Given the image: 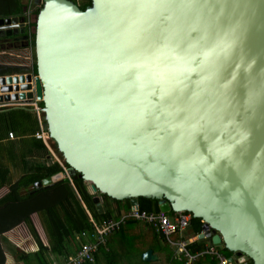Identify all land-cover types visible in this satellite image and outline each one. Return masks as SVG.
Instances as JSON below:
<instances>
[{
  "label": "water",
  "instance_id": "water-1",
  "mask_svg": "<svg viewBox=\"0 0 264 264\" xmlns=\"http://www.w3.org/2000/svg\"><path fill=\"white\" fill-rule=\"evenodd\" d=\"M40 1L36 73L0 76L62 158L37 187L81 178L99 215L103 196L155 199L201 220L193 241L264 264V0ZM23 20L0 38L27 47Z\"/></svg>",
  "mask_w": 264,
  "mask_h": 264
},
{
  "label": "crops",
  "instance_id": "crops-1",
  "mask_svg": "<svg viewBox=\"0 0 264 264\" xmlns=\"http://www.w3.org/2000/svg\"><path fill=\"white\" fill-rule=\"evenodd\" d=\"M20 1L23 4V2L27 3L28 0H20ZM1 49L2 48L0 47V60L2 61L4 59L2 57L4 56L6 51H4V49L3 51H1ZM24 50L30 51V49L25 47ZM22 51H17V52L8 51V52L16 53V55L20 57ZM7 55L10 54L7 53ZM4 66L5 64H3V67ZM17 66H22V65L15 64L13 67L15 68ZM13 110H23L27 113H31V115L32 116L34 115V117L37 119V126H34L33 129L32 126L30 127L28 124L25 123L22 126V128H20L19 130H18V126H14L11 128L12 124L10 123V120L7 118H3L2 115L4 113H7L8 111H13ZM0 115H1L0 116V202L2 201L4 204L3 207H0V210H2L5 213H12V216L14 214H17V221H18L16 222V225L11 226V228H9L7 231L2 233L0 237V250L2 253V256L0 258V264H5V258L6 255L8 254L11 256V258H13L14 263L22 264L14 259L15 257L12 255L13 252L17 251V252L27 253L26 251L22 250L23 245L29 246V248L32 249V251L29 252H35L38 249V245H39L37 239L45 247L47 246L49 247L50 241H49V236H46L47 243H45L44 241L46 240L43 239L44 240L43 241L41 237L42 235H40L39 229L42 228L43 230L44 227H43L42 219L40 218L39 215L40 210H37L39 208L33 210V207L31 205L22 202L21 199H24L23 198L24 196H26L27 198V195L30 194L31 191L38 190L37 183L43 181L44 179L49 178L50 176L44 177L40 181H38L37 178H41L45 176L47 168L53 166L54 163H57L59 166H61L62 160L58 159L57 156L59 155L56 154L55 150L53 149L52 147L53 144L51 143L50 145V141L43 142L42 140H38L34 137L36 133H39L42 130L41 129L42 119L41 116H39V114L36 112V109L33 104L29 102H15L10 104L0 103ZM13 128H15V130H9ZM23 130H26V132L23 133ZM32 130H34V133L32 132ZM10 132L13 133L12 139L8 136V133ZM37 141H40L44 146V148L41 147L37 143ZM41 200H43L41 203L47 206L46 208H48V206L50 205H53L51 201H54L53 199L44 198V197H42ZM57 206H59V204ZM110 206L111 209H117L116 204L114 203H110ZM131 211L132 209L127 213L124 212V210H121L120 216L118 218L110 219L115 222H119L120 226L117 230L108 234L105 237L104 242L99 244L100 247L105 244H108L110 248L113 247L114 251H125L124 256L122 254H116L117 257H119L116 261V264H186L185 261L186 259L180 258V255L176 252V248L170 245L166 241V239L157 231L154 225L146 223L143 220L129 216ZM21 212L24 214L31 212L29 216L30 224L31 227H33L34 229L33 231L35 232L36 236H33V240L27 239L26 237L24 238L17 236V238L20 241V243L17 245L14 241L11 240L9 233L14 232L17 235L20 233L18 231L21 225H26L24 221H22L21 219L19 220L18 218ZM159 212L160 211L151 214H158ZM86 214L89 219L90 229L89 228L86 229V231L82 232L81 234L75 232L72 233V235L68 236L65 242L64 254L61 255L62 257L60 259L54 258L55 255L48 253L50 261L53 264H57V260L61 261L62 264H66V261L69 258L73 257L78 252L82 244L93 242V241H88L87 238L88 237L92 238V236L96 235V227H101V225L104 222L100 224L99 222L95 223L88 211H86ZM167 215H169V213H167ZM32 216L36 217L37 220L36 225L34 223ZM130 219L134 220L136 223L142 222L144 224L139 226V229L134 230L135 225L125 226L126 221ZM123 226L125 227L122 230H120ZM149 231L150 233L154 232L156 235H154V237L150 236ZM185 231L182 233V235L178 233L174 234L173 236H171V240L173 242H176L178 240L188 241L190 243L194 242L193 238L195 236L187 237ZM125 233L127 234V236L126 239H123V234ZM110 235L111 237L109 238ZM79 237H82L83 239L81 240L79 239ZM3 238L6 239V242L2 241ZM94 241L97 242L96 240ZM207 245L208 246L205 247L200 253H203L205 249L209 247V242ZM134 250H137L139 254L138 257L135 255ZM148 250L152 251L153 255L156 256V260L151 262H146L142 259V254ZM163 253L167 255L164 262H162V258L160 256V254ZM219 253L222 254L221 252ZM203 255L209 257L210 259L206 262H201V264H217L216 259L211 255L209 254L208 255L203 254ZM203 255L197 257L196 260L190 262L189 264H194L195 262L197 263V261L200 258L204 257ZM225 257L228 259L230 258L228 256ZM99 258L97 261H95V263L92 264H99L100 261ZM237 264H245V262H240Z\"/></svg>",
  "mask_w": 264,
  "mask_h": 264
},
{
  "label": "trees",
  "instance_id": "trees-1",
  "mask_svg": "<svg viewBox=\"0 0 264 264\" xmlns=\"http://www.w3.org/2000/svg\"><path fill=\"white\" fill-rule=\"evenodd\" d=\"M90 5V1L87 0V2L84 5H79L81 9H84L86 6ZM40 8V7H39ZM39 9L35 11V14H37ZM22 11V3L20 0H0V18L2 17H8L17 15ZM30 47L34 48V35L31 34L30 37ZM29 72L26 68H8V67H0V75H10L14 73H26ZM32 73H36V66H35V58L34 54L32 55ZM39 107H41V104H38ZM1 116V115H0ZM3 118H7L10 120V123L12 124L11 128L14 126H18V130L22 128V126L26 123L30 127L34 129V126H37V119L32 116L31 113H27L23 110H13L8 111L7 113H4ZM9 130H15L9 129ZM26 132V130H23V133ZM34 133V130H32ZM12 133V132H10ZM32 133V134H33ZM13 134V133H12ZM37 143L44 148L42 143L40 141H37ZM53 149L55 150V145L53 144ZM66 167V165H65ZM67 168V167H66ZM62 167L59 166L57 163H54L53 166H50L46 170V175L37 178L38 181L42 180L44 177L52 176L60 171H62ZM78 195V197H77ZM49 198L53 199L54 201H51L52 208L56 207L59 204V207L62 209H66L65 211L61 210L62 213L49 211V207L46 208V205H43L41 202V198ZM92 195H90L87 192L86 186L81 178H72L69 182L68 179H63L55 184H52L47 187H41L38 188V190L31 191L30 194L27 195V198L21 199L22 202L28 203L33 207V210L36 208H39L37 210L47 211V217H48V224L50 225L49 229V247L43 246L39 240L38 242V249L35 252H13L12 255L15 257L14 259L22 264H53L50 261L49 254L55 255L54 258H61L62 254H64L65 250V242L66 238L72 233H82L86 231V229L89 228V219L87 217L86 211H88L93 218L95 223H103L105 221L110 220L111 218H118L120 216L121 210H124V212H129L130 205L129 200L125 201H115L111 200L110 198L103 196V208L104 213L99 215L96 212L95 205L92 202ZM20 200V201H21ZM110 203L116 204L117 209H111ZM4 204L1 201L0 207H3ZM138 208L140 212H146V213H154L158 212V206H157V200L155 199H145V198H139L138 199ZM48 209V210H47ZM31 213V212H30ZM30 213L24 214L20 213L19 217L22 221L28 222L27 225H29L31 232L34 236H36L35 232L33 231V227H31L30 224ZM171 214V212H170ZM88 219V220H87ZM17 221V214H14L12 216V213H5L2 210H0V237L2 233L7 231L11 226L16 225ZM131 222V223H130ZM142 222L136 223L134 220L130 219L127 220L125 223L126 225H135L134 230L139 229V226H141ZM125 226H123L120 230H122ZM202 223L200 219H194L191 217L189 225L186 229V236H197L202 232ZM90 229V228H89ZM25 228L23 226L20 227L19 231L20 234H24V238H27V235L24 233ZM150 233V231H149ZM154 233V232H153ZM150 233V236L154 237L156 235L155 233ZM32 235V236H33ZM9 236L12 241H14L17 245L20 243L19 239L17 238L16 234L14 232L9 233ZM127 234H123V239H126ZM111 235L109 236V238ZM79 239H83L82 237H79ZM3 242H6V239H2ZM208 240H198L194 241L192 243H189L187 245V250L192 254L196 255L200 253L205 247H207ZM23 248H28L29 246L23 245ZM224 252H228L226 249H224ZM114 251L113 247H109L108 244H105L103 246H98V251L95 254V261L98 260L100 257V254L103 253L105 256L106 264H116V261L118 258H116L115 261L110 258L109 252ZM2 256L1 250H0V258ZM204 257L200 258L197 263L194 264H201V262H206L210 258L203 255ZM230 257V256H228ZM57 260V259H56ZM108 260V262H107ZM186 261V260H185ZM69 261H66V264ZM57 264H62L61 261L57 260ZM245 264H253L252 261L248 260L245 262Z\"/></svg>",
  "mask_w": 264,
  "mask_h": 264
},
{
  "label": "built area",
  "instance_id": "built-area-1",
  "mask_svg": "<svg viewBox=\"0 0 264 264\" xmlns=\"http://www.w3.org/2000/svg\"><path fill=\"white\" fill-rule=\"evenodd\" d=\"M31 0L26 3V10L23 15L24 18V27L28 29L29 33H32L31 24L34 20L33 11L34 8L31 5ZM20 102V101H18ZM33 104V103H31ZM36 112L38 113L39 106L37 103L33 104ZM8 136L12 139L13 134L8 133ZM38 140H42L43 142L50 141L46 132L42 130L39 133H36L34 136ZM129 216L134 217L136 219L143 220L146 223L152 224L156 227L157 231L166 239V241L176 248V252L180 255L181 259H186V264L197 259V257L203 254H209L214 257L217 261V264H233L234 262L230 260V258H226L222 254L217 251V247L212 244L209 245L208 248L205 249L203 253H198L196 255H192L187 250V245L190 243L188 241L178 240L173 242L171 240V236L178 233L182 235V233L187 229L191 216L185 213H174L173 215H167V213L159 212L158 214H149L146 212H140L138 210H132ZM120 226L119 222H115L113 220H108L104 222L101 227H96V235L92 236L97 242H88L86 244H82L78 252L71 258L68 259L67 264H85L86 262L93 263L95 261V254L98 251V246L100 243L104 242L105 237L117 230Z\"/></svg>",
  "mask_w": 264,
  "mask_h": 264
},
{
  "label": "rangeland",
  "instance_id": "rangeland-1",
  "mask_svg": "<svg viewBox=\"0 0 264 264\" xmlns=\"http://www.w3.org/2000/svg\"><path fill=\"white\" fill-rule=\"evenodd\" d=\"M78 5H84L86 2H87V0H74ZM1 51H3V49H1ZM7 53L8 54H10L11 56H7ZM31 54H34V48H33V50H31ZM2 58H4L2 61L0 60V62L1 63H3V64H5L8 68H11V69H13L14 67V65L15 64H17V65H22V66H27V67H29L30 65H31V60H30V51L29 50H24V51H22V53L20 54V57H17V55H16V53H10V52H8V51H6L5 52V54H4V56L2 57ZM3 67V66H2ZM51 143L53 144V142L52 141H50V145H51ZM53 150V149H52ZM54 152V151H53ZM56 152V154H58L57 153V151H55ZM55 154V153H54ZM59 155V154H58ZM55 156H57V155H55ZM58 157V159H60L61 160V158L59 157V156H57ZM62 162V161H61ZM24 199L26 198V196H24L23 197ZM49 208V211L51 212V210L52 211H55V212H58V211H60L59 213H62L63 215H64V213L61 211V210H63V211H65L66 209L64 208V209H62V208H60L59 206H57V207H53L52 208V205H50V206H48ZM47 209V210H48ZM174 213H172L171 212V214L169 213V215H173ZM39 215H40V218L42 219V222H43V227H44V229L42 230V228H40L39 229V232H40V235H42L41 237H42V240L43 239H45L46 241H44L45 243H47V238H46V236H49V229H50V225L48 224V215H47V211L46 210H43V211H40L39 212ZM33 217V220H34V223H35V225L37 224V220H36V217L35 216H32ZM19 218V220H20V217H18ZM26 225H21V226H24L25 227V230L26 231H24V233L27 235V239H30V240H33V234H32V232H31V229H30V227H29V225H27L28 224V222H24ZM33 235V236H32ZM16 236H19V237H24V234L22 235V234H17ZM8 237V236H7ZM9 238V237H8ZM87 240L88 241H94L95 239L92 237V238H90V237H88L87 238ZM211 243H209V245H210ZM28 245V244H27ZM163 246V245H162ZM125 249V248H124ZM22 250L23 251H26V252H29V251H32V249L31 248H29V250H28V248H22ZM217 250L219 251V252H221L223 255H225V256H230V257H232V254L231 253H226V252H224V250H223V247L222 246H219V247H217ZM134 253H135V255L138 257L139 256V254H138V252H137V250H134ZM116 254H122L123 256L125 255V251H111V252H109V255H110V260H111V258L113 259V261H115L116 260V258H119V257H117V255ZM141 256V255H140ZM160 256H161V258H162V262H164V260L166 259V257H167V255L166 254H160ZM100 261H99V264H100V262H101V264H106V260H105V256H104V254L103 253H101L100 254ZM102 259V260H101ZM107 262H108V260H107ZM93 263H95V261L93 262ZM5 264H16V263H14L13 262V258H11V256L8 254V255H6V258H5ZM85 264H92V263H89V262H86ZM108 264V263H107ZM234 264H236V263H234Z\"/></svg>",
  "mask_w": 264,
  "mask_h": 264
},
{
  "label": "flooded vegetation",
  "instance_id": "flooded-vegetation-1",
  "mask_svg": "<svg viewBox=\"0 0 264 264\" xmlns=\"http://www.w3.org/2000/svg\"><path fill=\"white\" fill-rule=\"evenodd\" d=\"M30 1V0H28ZM74 1V0H73ZM31 5L33 6L34 10L36 11L37 9H39V7L41 6V1L40 0H31ZM25 10H26V3L23 2L22 4V11L17 14V15H13V16H8V17H2L0 19H8V18H12V17H23L24 13H25ZM35 11H33V17H34V20L31 24V27L34 29V21H35V17H36V14H35ZM32 32H34L32 30ZM26 33V32H25ZM16 37V36H15ZM14 36L13 37H4V38H0V47L2 49H4V51H12V52H17V51H22L24 50V40H19L17 42H13V39L15 38ZM30 44V42H29ZM32 50V48H31ZM7 56H11V55H7ZM17 57H19L17 55ZM3 66V63H0V67ZM4 67H7V66H4ZM31 73H32V70H31ZM70 182V180H69Z\"/></svg>",
  "mask_w": 264,
  "mask_h": 264
},
{
  "label": "clouds",
  "instance_id": "clouds-1",
  "mask_svg": "<svg viewBox=\"0 0 264 264\" xmlns=\"http://www.w3.org/2000/svg\"><path fill=\"white\" fill-rule=\"evenodd\" d=\"M23 18V17H22ZM24 19V18H23ZM23 25H24V20H23ZM24 27V26H23ZM25 28V27H24ZM33 31H34V29H32ZM25 31H26V35H28L29 37H30V35L32 34V33H29L28 32V29L27 28H25ZM30 40V39H29ZM25 48H28V49H30V53H31V47H30V44L27 46V47H25ZM32 55L33 54H31L30 55V60H31V65L29 66V67H27V66H17V67H15V68H26V69H28V71L29 72H31V70H32ZM6 66V65H5ZM14 74H17V73H14ZM11 75V74H10ZM0 76H2V75H0ZM4 76V75H3ZM41 108V107H40ZM39 116H40V114H39ZM42 119V118H41ZM43 121H41V123H42ZM51 141V140H50ZM54 144V143H53ZM55 151H56V149H55ZM60 156V155H59ZM60 158H61V156H60ZM61 160H62V158H61ZM65 167V166H64ZM66 168V167H65ZM237 264V263H236Z\"/></svg>",
  "mask_w": 264,
  "mask_h": 264
}]
</instances>
